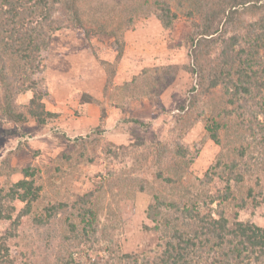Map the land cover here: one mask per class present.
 I'll list each match as a JSON object with an SVG mask.
<instances>
[{
  "label": "trees",
  "instance_id": "trees-1",
  "mask_svg": "<svg viewBox=\"0 0 264 264\" xmlns=\"http://www.w3.org/2000/svg\"><path fill=\"white\" fill-rule=\"evenodd\" d=\"M176 8L192 18L184 44L193 64L184 68L197 76L199 88L193 85L189 104L178 107L186 111L182 122L176 115L165 123L192 128L195 110L206 101L212 106L206 136L226 152L203 178L185 184L192 161L177 141L176 149L164 142L152 149L140 139L128 146L105 143L101 149L109 174L91 178L92 187L82 191L83 185H76L83 177L79 167L89 165L83 158L94 142L90 131L67 144L82 159H73L68 150L53 165H44L46 182L37 180L41 166L15 164L27 155L24 148L9 149L0 157V222L11 224L6 232L0 230V264H264V227L240 218L247 210L264 208V0H177ZM134 10L156 16L167 30L178 19L167 0H143ZM81 17L80 0H0V122L28 121L16 98L40 84L29 77L31 83L24 87L21 76L37 74L52 33L65 25L85 28ZM178 68L145 69L120 90L134 99H152L162 109L160 96ZM82 101L101 105L100 125L90 130L102 133L104 105L87 94ZM28 114L39 130L57 127L58 115L46 109L40 93L31 100ZM145 145L148 153H138ZM150 157L156 182L136 176ZM115 162L123 166L121 176L110 169ZM255 178V185L248 183ZM45 185L52 196L44 193ZM137 191L151 195L147 216L154 226L147 230L155 241L153 248L129 253L121 243L124 221L114 200ZM58 219L59 229H54ZM13 237L21 242L14 245L15 254L7 243Z\"/></svg>",
  "mask_w": 264,
  "mask_h": 264
},
{
  "label": "rangeland",
  "instance_id": "rangeland-1",
  "mask_svg": "<svg viewBox=\"0 0 264 264\" xmlns=\"http://www.w3.org/2000/svg\"><path fill=\"white\" fill-rule=\"evenodd\" d=\"M141 1L143 0H80L81 18L85 28H69L65 25L56 33H52L50 48L41 52L37 74L35 70L31 73L25 72L21 76L24 79L21 80L24 87L30 85L29 77L37 80L40 86L36 91L23 92L16 98V103L28 118L24 125L0 122V133L5 134H0V137L3 136L0 139V157L16 146L24 148L27 155L20 157L15 164L21 167L29 163L41 166L42 172L37 180L46 182L44 165H53L56 157L68 150L73 159H82L70 146L67 147V144H74V139L85 137L90 131L89 135L94 142L87 145V154L83 158L89 165L78 166L83 177L76 189L83 185L82 191L92 187L91 178L102 179L109 174L108 164L101 149L105 143L128 146L140 139L148 146L151 145L152 149L161 142L176 149L177 141L184 146L192 161L185 184L192 183V180L198 177L203 178L207 170L216 164L218 157L226 152V148L206 136L211 105L204 104L206 101L201 102L200 108L195 110L197 114L192 128L165 123L176 115V121L182 122L186 111H180L178 107L185 101L189 104L193 85L199 88L197 76L192 77L184 68L193 64L184 44L192 31V18L185 17L186 15L176 8L177 0H167L178 14L174 26L167 30L156 16L133 12ZM129 21L133 24L129 25ZM121 47L124 50L116 63ZM167 66L179 68L174 80L160 96L162 109L152 99H134L120 90L126 82H132L135 76L143 75V70L152 71ZM221 91L218 90L215 94ZM36 93L43 95L46 109L58 115L54 122L57 127L54 130L37 129L36 120L29 117L30 103ZM84 94L99 100L106 109L100 134L90 129H96L100 125L101 105L84 103ZM133 119L144 122L146 126L131 122ZM149 150L145 145L137 152L148 153ZM37 154L39 155L36 157ZM151 162L152 157L143 165V169L138 171V178L144 176L150 182H156L153 181ZM57 163L63 167V164ZM121 166L115 162L110 165V169L117 171L121 176ZM17 179L15 176L14 181ZM248 183L255 185L257 180L255 178ZM43 190L45 194L52 196L47 185ZM114 201L119 204L117 211L124 221L121 232L124 250L130 253L153 248L154 234L147 230V227L154 226L147 216L151 195L140 191L125 192ZM16 206L21 209L23 204L17 202ZM114 207L116 208L115 205ZM240 218L249 219L264 227V208L247 210ZM60 222L59 219L54 221L53 228L59 229ZM10 225V221H2L0 230L4 233ZM23 225L16 231L17 235L21 234V229L25 227ZM7 243L11 246L12 254L17 253L14 245L21 244L20 238L13 237Z\"/></svg>",
  "mask_w": 264,
  "mask_h": 264
}]
</instances>
